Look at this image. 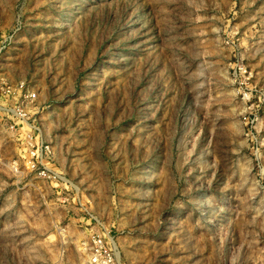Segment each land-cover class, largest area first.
<instances>
[{"label":"rangeland","instance_id":"obj_1","mask_svg":"<svg viewBox=\"0 0 264 264\" xmlns=\"http://www.w3.org/2000/svg\"><path fill=\"white\" fill-rule=\"evenodd\" d=\"M264 264V0H0V264Z\"/></svg>","mask_w":264,"mask_h":264},{"label":"built area","instance_id":"obj_2","mask_svg":"<svg viewBox=\"0 0 264 264\" xmlns=\"http://www.w3.org/2000/svg\"><path fill=\"white\" fill-rule=\"evenodd\" d=\"M89 245L90 264H115V254L112 248L100 235L94 236Z\"/></svg>","mask_w":264,"mask_h":264}]
</instances>
